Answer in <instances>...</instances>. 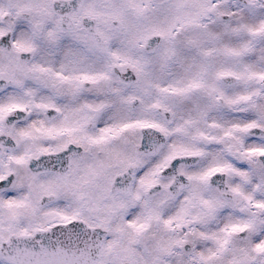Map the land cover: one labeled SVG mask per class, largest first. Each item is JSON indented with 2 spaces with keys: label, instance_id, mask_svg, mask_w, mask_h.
I'll use <instances>...</instances> for the list:
<instances>
[{
  "label": "snow or ice",
  "instance_id": "6c2138e0",
  "mask_svg": "<svg viewBox=\"0 0 264 264\" xmlns=\"http://www.w3.org/2000/svg\"><path fill=\"white\" fill-rule=\"evenodd\" d=\"M0 264H264V0H0Z\"/></svg>",
  "mask_w": 264,
  "mask_h": 264
}]
</instances>
